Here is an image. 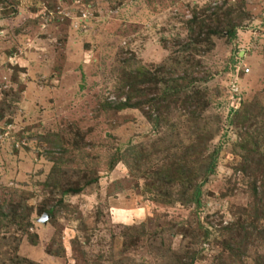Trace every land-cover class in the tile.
<instances>
[{
    "label": "rangeland",
    "instance_id": "374dc122",
    "mask_svg": "<svg viewBox=\"0 0 264 264\" xmlns=\"http://www.w3.org/2000/svg\"><path fill=\"white\" fill-rule=\"evenodd\" d=\"M200 20L235 34L193 42ZM165 77L182 89L155 116ZM129 82L142 102L117 109ZM185 147L198 204L178 200L191 183L149 186ZM263 154L264 0H0V264H264ZM53 174L92 182L60 195Z\"/></svg>",
    "mask_w": 264,
    "mask_h": 264
},
{
    "label": "trees",
    "instance_id": "16d2710c",
    "mask_svg": "<svg viewBox=\"0 0 264 264\" xmlns=\"http://www.w3.org/2000/svg\"><path fill=\"white\" fill-rule=\"evenodd\" d=\"M216 11L214 13L211 14H215ZM223 14V13H222ZM218 15L219 14H215V19H217L218 22ZM224 16H226V14L224 13ZM236 25L233 24L232 22H228L226 25H224V29L221 31L218 29V25L216 22L210 21L209 23H205L203 20H200L197 23V29H198V36L195 38L193 36V33L196 34L195 30H192L191 28H189V33L191 37H194L193 42H198L199 40L197 38H199V33H202L201 31L203 29L204 32L203 34L206 35H215V34H225L227 37H232L235 34V27ZM172 77L170 76V79ZM162 79V78H161ZM169 77H165L162 79V84H164L162 86V88L160 89L159 93L156 95H154V97H151L150 99H148L149 105L152 107L153 110H156L155 112V116H158L160 114L159 112V108L157 106L158 103L162 102L163 100L166 102V104H170L171 102H174L172 100V97H175L177 95V92L182 89L181 85L178 86L179 83H183L184 86H187L190 82L194 81V79L192 80V78L190 79H186V77H178V84L175 83L177 79H173V82L168 83ZM155 82V81H154ZM153 82V83H154ZM149 83H151V81L149 80ZM134 82H129V93L126 95V101H124L123 103L120 104H116L114 107L119 109V108H123V107H134L137 108L138 106H140L142 100L140 99H135V100H131V96H137V94L140 96L139 93H136V89L134 90ZM137 84H135L136 86ZM132 90V91H131ZM141 93V92H140ZM192 94H190L189 97L184 98V101H182V105L185 106L186 103H190V101L192 100ZM171 99V100H170ZM191 99V100H189ZM189 100V102H188ZM147 102V100H145ZM190 107H194L195 105L192 103L189 104ZM197 106V103H196ZM190 109L188 110V113L193 114V111ZM146 116H150V114L148 113V115ZM242 119L241 120V125H243L244 123L242 121H245L246 119V115L245 113L242 115ZM251 136H249L250 138ZM247 139L245 142L248 143V145L253 144L254 147L251 149L257 150L256 148L258 147V143L257 141H255V139L253 141H250V139ZM241 146L243 147L244 145L241 144ZM246 151H250V147H246ZM184 152L185 154L178 156L177 159L175 160V163L178 162V165L171 169L169 173H155L154 172V180L153 182L149 183L150 188L152 189H166L165 185L169 184L170 182H172V180H178V183L180 184V186H182L184 184V182H186L187 184L190 183L192 184V182H195L197 175L195 173V168H196V163H198L199 161L196 160L193 157L191 158H186L187 156L192 155V153L190 152V149L185 147L184 148ZM183 152V153H184ZM264 155V154H263ZM138 159V163L140 161V159L137 157L136 160ZM137 164V161L135 162ZM261 166H263L264 169V157L261 159L260 161ZM204 171L203 173L206 175L209 172H212L213 168H214V156L213 153H210L208 155V157L205 160V164H204ZM195 167V168H194ZM135 168V167H134ZM137 168V166H136ZM260 175L257 177V175L253 178L254 180L252 181V187H251V194L254 198V201H256V205L258 207H253L250 209V216L254 218H257V216H259L258 218H262L260 216H264V170L259 172ZM176 178V179H175ZM94 181V180H93ZM92 182V180L89 181H85L83 180L81 183H79L78 181L76 183H61V177L58 175H50L48 178V181L45 182L46 187H51V190L53 192V190L55 189L56 191H58V193L60 195H66V194H76L79 193L85 186H89V184ZM255 182H258V185L255 184ZM191 190L189 191H180L179 196H178V200L181 201V203H195L198 204L199 202V196H200V190L199 187L196 183L191 185ZM167 192V190H165ZM170 193L167 192L168 197ZM55 205L50 204V206H47L45 208L42 209L43 212L47 213L48 216L50 215L51 217L55 214L56 210V206L58 208V206H62L64 207V205L62 204L61 199H57L56 203H54ZM5 213V212H3ZM2 213V214H3ZM259 214V215H258ZM19 215V214H18ZM20 216V215H19ZM253 228V227H252ZM231 229V228H230ZM262 232H264V227H262L261 229ZM259 232V231H258ZM206 234V233H205ZM248 238V236H247ZM242 252V251H241ZM194 256V251L193 250H188V248L183 251L182 256H180V258L175 259L174 262L175 264H191V261L193 259ZM187 259H189V261H187Z\"/></svg>",
    "mask_w": 264,
    "mask_h": 264
},
{
    "label": "water",
    "instance_id": "95a60500",
    "mask_svg": "<svg viewBox=\"0 0 264 264\" xmlns=\"http://www.w3.org/2000/svg\"><path fill=\"white\" fill-rule=\"evenodd\" d=\"M47 218H48V214L47 213H42L41 215H40V217L37 219L39 222H42V223H45L46 222V220H47Z\"/></svg>",
    "mask_w": 264,
    "mask_h": 264
}]
</instances>
